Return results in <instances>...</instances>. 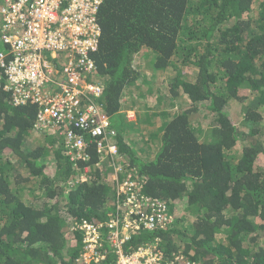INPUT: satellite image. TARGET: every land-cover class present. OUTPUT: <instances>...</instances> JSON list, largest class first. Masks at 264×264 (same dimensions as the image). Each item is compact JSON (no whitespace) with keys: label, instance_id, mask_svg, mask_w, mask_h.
<instances>
[{"label":"trees","instance_id":"16d2710c","mask_svg":"<svg viewBox=\"0 0 264 264\" xmlns=\"http://www.w3.org/2000/svg\"><path fill=\"white\" fill-rule=\"evenodd\" d=\"M98 22L93 80L116 120V164L170 218L142 226L124 252L151 246L163 264H264V0H105ZM145 66L170 73L173 112L162 96L140 106L144 86L162 91ZM10 97L0 89V264H87L80 226L108 234L109 220L125 215L111 160L92 139L88 160L71 161L64 138L41 130L37 106ZM182 97L189 107L178 110ZM133 108L148 120L131 131ZM105 245V258L91 264H116Z\"/></svg>","mask_w":264,"mask_h":264},{"label":"built area","instance_id":"2783aa9c","mask_svg":"<svg viewBox=\"0 0 264 264\" xmlns=\"http://www.w3.org/2000/svg\"><path fill=\"white\" fill-rule=\"evenodd\" d=\"M104 1L1 0L0 40L6 50L0 51V89L11 95L13 106H37L41 130L64 138L71 161L88 160L86 152L92 139L98 143V152L111 160L113 178L119 182L118 195L127 199L118 205L125 215L109 220L108 234L102 226L81 225L82 257L99 246L103 253L108 242L118 255L116 264H163L162 253L151 246L130 254L123 250L142 226L150 230L170 218L167 206L141 195V183L116 164L119 148L115 120L100 104L104 84L93 80V55L101 37L98 13ZM133 117L128 111L127 119ZM77 128L80 133H76Z\"/></svg>","mask_w":264,"mask_h":264},{"label":"rangeland","instance_id":"374dc122","mask_svg":"<svg viewBox=\"0 0 264 264\" xmlns=\"http://www.w3.org/2000/svg\"><path fill=\"white\" fill-rule=\"evenodd\" d=\"M0 50H2V51L5 50V47L1 43H0ZM144 63H146L145 62V59H144ZM169 74L170 73L166 72L163 75L164 77H160V76H157L154 73V71L151 70V68L145 66L144 77L146 79L147 78L148 79H151L152 77H154V78H152L154 80L151 79L152 82H153V85L155 87H158L162 91H160L159 94H157L156 93V90L157 89L152 92L148 87L144 86L143 89H141V91L138 93V96H139L138 98H141L140 99V102H141L140 103V106L142 105V107H144V109H145V106L146 107L149 106V108H150L152 102L159 101L158 97L162 96V99L164 100V102H163L164 104H162L160 101H159V104H161V106L162 105L163 106L165 105L168 110L170 109V111H172L171 107H169L168 106V103H166L167 100L165 98L167 97V92L165 91L166 90V85L163 82L167 77L170 76ZM165 76H167V77H165ZM162 78H163V80H162ZM155 94H157L156 97H155ZM188 107H189V104L187 103V100L185 99V97H182L180 99L179 103H178V106H177V108H179L178 110H183V109H186ZM144 109H142V111H140V112H139V109H135V108H133L132 110H130L131 111V114H133V116H134L133 118H129V120H127V122H132L134 124L133 126L130 127L131 128V131L135 130V126H136L135 124L138 123L140 117L142 118L143 121H139V124L144 125V124L147 123V120L148 119H146V117H144V115L142 114L144 112ZM126 111L128 112L129 110H126ZM123 112H125V111H123ZM148 113H151V112L149 111ZM203 115H204V113H198V114H196L194 116L196 118V120H195L196 123H198V125L200 124L201 130L208 129L207 128L208 127V118H206V116H203ZM136 116H137V119H136ZM235 118H236V120H240V112H239L238 115H235ZM157 123L160 124L161 123V119H157ZM43 142H44V140H43ZM53 165L54 164H51L48 167V170L47 171H48L49 174H53V172L55 170V167ZM180 205H182V204H180ZM181 208H182V206H181ZM181 210H180V213H183ZM114 240H115V237L112 236L111 242H114ZM99 249H100V246L96 250L91 249V250L85 252V258L82 257L84 259V260H82V262L87 263V264H91L92 261H100V260H102L100 258V256H102V257L104 256L105 257L106 256V253L105 252H103V253L100 252Z\"/></svg>","mask_w":264,"mask_h":264},{"label":"clouds","instance_id":"9594fccd","mask_svg":"<svg viewBox=\"0 0 264 264\" xmlns=\"http://www.w3.org/2000/svg\"><path fill=\"white\" fill-rule=\"evenodd\" d=\"M136 119H137V116H136ZM128 120V119H127ZM116 121V120H115Z\"/></svg>","mask_w":264,"mask_h":264}]
</instances>
